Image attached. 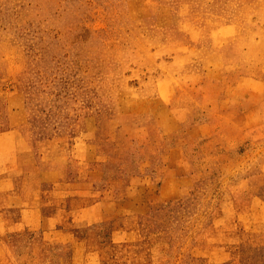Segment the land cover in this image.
<instances>
[{"label": "rangeland", "instance_id": "obj_1", "mask_svg": "<svg viewBox=\"0 0 264 264\" xmlns=\"http://www.w3.org/2000/svg\"><path fill=\"white\" fill-rule=\"evenodd\" d=\"M0 264H264V0H0Z\"/></svg>", "mask_w": 264, "mask_h": 264}]
</instances>
